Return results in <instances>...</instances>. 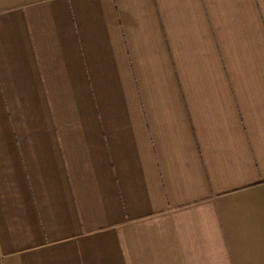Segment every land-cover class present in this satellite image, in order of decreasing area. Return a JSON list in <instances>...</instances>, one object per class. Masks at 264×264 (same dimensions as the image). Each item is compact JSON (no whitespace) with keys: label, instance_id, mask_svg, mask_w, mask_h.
Returning a JSON list of instances; mask_svg holds the SVG:
<instances>
[{"label":"crops","instance_id":"0c3cea01","mask_svg":"<svg viewBox=\"0 0 264 264\" xmlns=\"http://www.w3.org/2000/svg\"><path fill=\"white\" fill-rule=\"evenodd\" d=\"M0 264H264V0H0Z\"/></svg>","mask_w":264,"mask_h":264}]
</instances>
